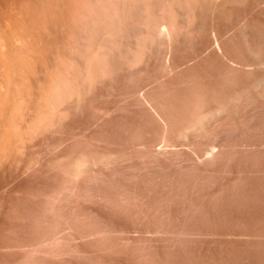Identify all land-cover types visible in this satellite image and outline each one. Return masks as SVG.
Instances as JSON below:
<instances>
[{
	"label": "rangeland",
	"instance_id": "1",
	"mask_svg": "<svg viewBox=\"0 0 264 264\" xmlns=\"http://www.w3.org/2000/svg\"><path fill=\"white\" fill-rule=\"evenodd\" d=\"M0 264H264V0H0Z\"/></svg>",
	"mask_w": 264,
	"mask_h": 264
},
{
	"label": "bare ground",
	"instance_id": "2",
	"mask_svg": "<svg viewBox=\"0 0 264 264\" xmlns=\"http://www.w3.org/2000/svg\"><path fill=\"white\" fill-rule=\"evenodd\" d=\"M97 47H98L97 48L98 51L101 52L103 50L102 44H99ZM243 96H245V94H239L235 98H238L241 100L243 98ZM242 103H243V105H242L243 110L246 113H248V111L251 109V106H252L251 101L249 99H247V101L242 100ZM227 107H228V104L220 105L216 108V110H218L219 112H215V113H219V114L223 115L225 113L224 110ZM240 108H242V107H240ZM211 111H213V110H211ZM210 113H212V112H207V113H202V114L200 113L199 115H197L195 117V119H193L192 121H189V123L186 127V131H185V134L188 138H190L193 133L197 134L198 136H203L205 134H212V135H215L217 137V139L219 138L222 141L221 143H224V144L228 143L229 144V142H231L230 144H232V142L234 141L233 140L234 134L242 135L247 130L254 129L257 126L255 116L252 115V113L250 114L249 117H246V118L244 117L243 118L244 120H240L238 118H233L232 123H225L226 121H220L219 123L214 124V125L211 124V120L209 118ZM213 115H214V113H213ZM221 143L219 142L218 144L221 145Z\"/></svg>",
	"mask_w": 264,
	"mask_h": 264
}]
</instances>
